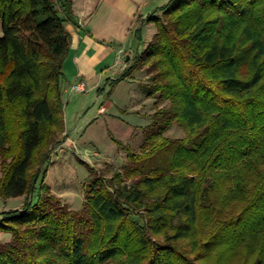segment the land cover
I'll use <instances>...</instances> for the list:
<instances>
[{
  "label": "trees",
  "instance_id": "obj_1",
  "mask_svg": "<svg viewBox=\"0 0 264 264\" xmlns=\"http://www.w3.org/2000/svg\"><path fill=\"white\" fill-rule=\"evenodd\" d=\"M145 20L109 85L145 65L168 106L73 211L41 171L63 141L71 0H0V197H25L0 212V264H264V0H167ZM173 122L183 137L163 136Z\"/></svg>",
  "mask_w": 264,
  "mask_h": 264
},
{
  "label": "rangeland",
  "instance_id": "obj_2",
  "mask_svg": "<svg viewBox=\"0 0 264 264\" xmlns=\"http://www.w3.org/2000/svg\"><path fill=\"white\" fill-rule=\"evenodd\" d=\"M166 1L152 2L165 4ZM141 20V41L134 42L131 57L136 50L140 52L144 49L156 30L153 23L145 18ZM146 67L141 65L132 72L128 77L133 80L130 84L125 82L111 88L109 82L106 85L101 82V91L77 93L67 89L64 93L62 119L66 130L64 128L58 138L63 141L51 149L46 162L41 165V171L45 172L44 182L50 193L70 210L82 209L90 181L95 178L109 179L115 172H122L126 152L118 143L139 152L151 115L159 108L168 106L167 102L159 101L156 95L147 97L143 94L142 85L147 83L149 77ZM183 135L184 130L175 122L163 134L170 139ZM123 181L131 182L125 177ZM37 186L32 193L33 201ZM24 198L0 197V212L19 209ZM134 219L140 223L139 218ZM9 238V234L0 232V243L7 242Z\"/></svg>",
  "mask_w": 264,
  "mask_h": 264
},
{
  "label": "crops",
  "instance_id": "obj_3",
  "mask_svg": "<svg viewBox=\"0 0 264 264\" xmlns=\"http://www.w3.org/2000/svg\"><path fill=\"white\" fill-rule=\"evenodd\" d=\"M152 1L71 0L76 26L63 23L70 40L62 64V101L72 83L84 82L86 91L82 93H87L98 91L101 82L106 85L118 76L130 61L138 21L164 4ZM132 81L126 78L114 87Z\"/></svg>",
  "mask_w": 264,
  "mask_h": 264
},
{
  "label": "built area",
  "instance_id": "obj_4",
  "mask_svg": "<svg viewBox=\"0 0 264 264\" xmlns=\"http://www.w3.org/2000/svg\"><path fill=\"white\" fill-rule=\"evenodd\" d=\"M85 83L82 81L76 82V83H72L69 86V92H77V93H82L85 92Z\"/></svg>",
  "mask_w": 264,
  "mask_h": 264
},
{
  "label": "water",
  "instance_id": "obj_5",
  "mask_svg": "<svg viewBox=\"0 0 264 264\" xmlns=\"http://www.w3.org/2000/svg\"><path fill=\"white\" fill-rule=\"evenodd\" d=\"M128 59H126V61H127Z\"/></svg>",
  "mask_w": 264,
  "mask_h": 264
}]
</instances>
